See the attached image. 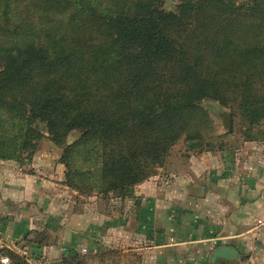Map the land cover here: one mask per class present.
Returning <instances> with one entry per match:
<instances>
[{
	"label": "trees",
	"instance_id": "16d2710c",
	"mask_svg": "<svg viewBox=\"0 0 264 264\" xmlns=\"http://www.w3.org/2000/svg\"><path fill=\"white\" fill-rule=\"evenodd\" d=\"M94 1L77 15L96 36L52 47L35 31L0 36L7 42L0 45V158L33 151L40 123L54 141L77 129L82 134L65 149V166L76 150L88 162L82 174H97L101 189L126 196L164 164L183 134L200 135L193 127L199 100L226 99L230 28L243 20L237 10L256 21L241 58L250 55L248 68L264 72V0H181L177 13L161 10L159 0H108L105 8ZM244 79L243 93L254 82ZM244 79L235 84L246 86ZM240 98L253 121L264 116L263 107ZM4 252L10 264L27 263ZM81 259L62 264H86Z\"/></svg>",
	"mask_w": 264,
	"mask_h": 264
},
{
	"label": "crops",
	"instance_id": "0c3cea01",
	"mask_svg": "<svg viewBox=\"0 0 264 264\" xmlns=\"http://www.w3.org/2000/svg\"><path fill=\"white\" fill-rule=\"evenodd\" d=\"M225 157L208 152L182 163L170 157L135 187L141 198L133 217L62 211L57 186L42 195L32 180H11L13 170L0 160V239L28 247L40 264H62L87 247L97 253L113 247L128 264H210L212 250L222 244L244 248L255 264H264V184ZM43 230L49 232L44 242Z\"/></svg>",
	"mask_w": 264,
	"mask_h": 264
},
{
	"label": "rangeland",
	"instance_id": "374dc122",
	"mask_svg": "<svg viewBox=\"0 0 264 264\" xmlns=\"http://www.w3.org/2000/svg\"><path fill=\"white\" fill-rule=\"evenodd\" d=\"M91 0H0V36L9 35L15 30L17 33L25 31H35L38 42H47L48 47H52L60 42L63 44L73 43L74 40H85L88 36H96L90 32L86 18L77 13L86 8ZM251 0H235V5L245 4ZM109 1L95 0L94 3L100 8L110 6ZM155 2V1H154ZM181 0H159V8L165 12H178ZM157 3V0L155 2ZM246 7V6H245ZM244 14V16L242 15ZM244 9L236 11V17L242 18L240 26L237 21H233L230 33V58L226 64V77L230 82L227 97L224 101L210 97L199 100L200 113L193 120V127L200 128L199 136L186 137L184 134L175 143L171 154L166 158L176 157L177 161H189L192 156H199L203 153H223L226 160L230 158L234 164L246 165L249 171V179L258 180L264 184V116L253 121L252 114L248 108L241 104V95L249 101L257 103L264 108V72L258 73L249 69V58H241V50L247 47L253 33V26L256 23L250 19ZM234 16V15H232ZM16 26H19L15 28ZM79 26V27H78ZM191 25H187L186 28ZM75 28V29H74ZM88 28V30H87ZM77 29V30H76ZM76 31V32H75ZM7 39V36L5 37ZM3 40V41H2ZM0 45L7 46L4 37H1ZM254 80L247 92L243 93L248 86V80ZM241 78V79H240ZM246 86L239 87L236 81L242 80ZM225 114L230 115V129L223 124ZM42 128L41 137L35 140V149L16 152L11 158H0L8 162L11 170V180L17 176L19 180H32L40 184L42 195L48 196L51 187L57 186L58 199L57 206L63 207L62 211H72L86 213L89 216H99L101 213L108 215L118 211L129 217L136 216L135 206L138 198L134 194L135 187L157 175L159 166L153 170V174L137 183L132 188L129 195L120 193L119 190H103L99 175L82 174L85 170L83 155L73 150L69 154L71 165L67 168L62 158L69 148L79 140L82 132L71 129L61 134L58 141L52 139L45 125L40 123ZM194 146V147H192ZM10 150V149H2ZM180 161V163H182ZM50 181L52 183H50ZM56 188V187H55ZM264 195V185L259 190ZM53 192V189H52ZM64 200V201H62ZM139 204V203H138ZM67 205H69L67 207ZM264 209V202L261 204ZM59 209V208H58ZM57 210V208H55ZM52 211L46 210L44 213L50 214ZM94 221V220H93ZM39 232V231H38ZM39 236L42 242L49 239V232L43 230ZM37 236V237H38ZM94 242L92 247L98 245ZM228 245V244H222ZM240 247V246H239ZM256 246H252L254 249ZM256 249V248H255ZM239 253L250 257L251 252L244 248H239ZM117 249L109 247L104 252H98L87 247L86 252L80 255L82 262L86 264H128L129 258L119 255ZM85 260V261H84ZM91 260V261H90ZM135 260V259H134ZM88 261V262H87ZM92 262V263H90ZM224 262L218 264H231Z\"/></svg>",
	"mask_w": 264,
	"mask_h": 264
},
{
	"label": "built area",
	"instance_id": "2783aa9c",
	"mask_svg": "<svg viewBox=\"0 0 264 264\" xmlns=\"http://www.w3.org/2000/svg\"><path fill=\"white\" fill-rule=\"evenodd\" d=\"M6 250H10L17 255L22 256L27 262L41 263L39 259L32 255L28 247L23 246L14 240L0 239V264H10L9 256L4 252ZM81 252H86V248H82ZM231 264H255V262L249 257L244 261H235Z\"/></svg>",
	"mask_w": 264,
	"mask_h": 264
},
{
	"label": "water",
	"instance_id": "95a60500",
	"mask_svg": "<svg viewBox=\"0 0 264 264\" xmlns=\"http://www.w3.org/2000/svg\"><path fill=\"white\" fill-rule=\"evenodd\" d=\"M223 124L230 129L231 121L229 114L224 115ZM247 258V255H241L239 250L232 245H220L212 250L209 261L210 264H218L224 262L244 261Z\"/></svg>",
	"mask_w": 264,
	"mask_h": 264
}]
</instances>
